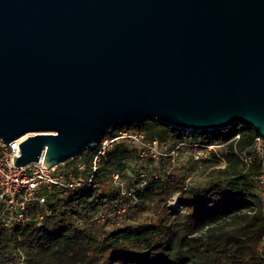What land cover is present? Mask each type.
<instances>
[{
    "label": "water",
    "instance_id": "1",
    "mask_svg": "<svg viewBox=\"0 0 264 264\" xmlns=\"http://www.w3.org/2000/svg\"><path fill=\"white\" fill-rule=\"evenodd\" d=\"M158 120L264 137V0H0V140L17 167Z\"/></svg>",
    "mask_w": 264,
    "mask_h": 264
},
{
    "label": "trees",
    "instance_id": "2",
    "mask_svg": "<svg viewBox=\"0 0 264 264\" xmlns=\"http://www.w3.org/2000/svg\"><path fill=\"white\" fill-rule=\"evenodd\" d=\"M231 128L225 137L226 129L185 131L151 119L111 130L106 137L124 129L141 134L145 143L156 141L163 156L141 157L132 144L114 142L90 188L46 190L45 204L30 206L24 227H0V264H264L260 166L245 167L233 151L234 145L248 147L256 134L250 127ZM236 133L240 138L230 141ZM211 143L220 145L216 153L192 159ZM97 151L88 148L64 166L89 165ZM183 151L190 158L176 165L175 155ZM218 157L223 168L215 167ZM196 166L210 169V179L191 183ZM114 174L126 183L123 191ZM141 174L147 180L139 188Z\"/></svg>",
    "mask_w": 264,
    "mask_h": 264
},
{
    "label": "built area",
    "instance_id": "3",
    "mask_svg": "<svg viewBox=\"0 0 264 264\" xmlns=\"http://www.w3.org/2000/svg\"><path fill=\"white\" fill-rule=\"evenodd\" d=\"M239 138L240 134L236 133L230 141H236ZM23 140L24 138L16 139L9 143L0 140V227L6 230L25 226L30 220V206L45 204L44 191L54 189L66 192L90 188L97 164L116 141H126L132 144L139 151L141 157L146 156L147 152H150L153 157L163 156L156 141L151 144L145 143L141 134L132 130L121 129L114 138L103 136L94 144V146H98V151L89 165L82 162L69 168L64 166L65 163L47 167L43 162L42 153L36 162L17 167L14 165L13 157H20L19 144ZM218 148H220L219 144L211 143L195 152L193 158L195 161L202 160L207 158L209 152L216 153ZM233 151L245 167L253 163L260 166L259 175L257 176L258 195L264 200V137L256 135L248 147L238 150L234 145ZM174 155L175 153H172L173 159ZM218 159L215 167L223 168L225 160L220 157ZM112 177L113 183L123 191L126 183L119 179L117 174ZM140 178L142 182L139 188L147 180L144 174H141ZM104 216L105 213H101L98 218L103 219ZM38 219L40 220L41 217ZM19 264H22V259Z\"/></svg>",
    "mask_w": 264,
    "mask_h": 264
},
{
    "label": "rangeland",
    "instance_id": "4",
    "mask_svg": "<svg viewBox=\"0 0 264 264\" xmlns=\"http://www.w3.org/2000/svg\"><path fill=\"white\" fill-rule=\"evenodd\" d=\"M232 132H233L232 128L229 127L225 130L224 136L230 137L232 135ZM189 158H190L189 153L186 151H183V153L179 154V156L175 155V159H176L175 163H176V165H178L179 163L181 164V163L189 160ZM192 159L194 160V158H192ZM194 170H195V172L192 173V175L190 177L191 183H193V182L204 183L208 179H210V176H209V174L211 172L210 169L204 170L202 166H196ZM190 179H188V181H190Z\"/></svg>",
    "mask_w": 264,
    "mask_h": 264
}]
</instances>
